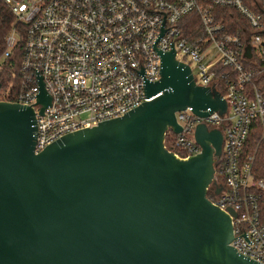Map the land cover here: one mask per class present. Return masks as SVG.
I'll return each instance as SVG.
<instances>
[{"label": "water", "instance_id": "water-1", "mask_svg": "<svg viewBox=\"0 0 264 264\" xmlns=\"http://www.w3.org/2000/svg\"><path fill=\"white\" fill-rule=\"evenodd\" d=\"M160 58L151 100L39 152L34 108L0 100V264H262L230 245L235 213L207 196L221 131L198 124L201 151L186 159L164 144L181 131L177 111L223 114L226 101L174 49ZM39 84L41 114L50 97Z\"/></svg>", "mask_w": 264, "mask_h": 264}, {"label": "built area", "instance_id": "built-area-1", "mask_svg": "<svg viewBox=\"0 0 264 264\" xmlns=\"http://www.w3.org/2000/svg\"><path fill=\"white\" fill-rule=\"evenodd\" d=\"M2 1L13 21L0 69L19 49L12 102L35 110V152L151 100L145 81L160 79V53L171 49L197 85L218 90L226 112L177 111L181 131L168 130L173 135L164 144L186 159L201 151L198 124L221 131L213 177L221 190L208 198L235 213L230 245L264 264V178L254 171L255 155L242 154L253 122L264 139V0ZM39 77L50 97L41 114Z\"/></svg>", "mask_w": 264, "mask_h": 264}, {"label": "trees", "instance_id": "trees-1", "mask_svg": "<svg viewBox=\"0 0 264 264\" xmlns=\"http://www.w3.org/2000/svg\"><path fill=\"white\" fill-rule=\"evenodd\" d=\"M12 21L13 15L8 6L0 0V58L5 49V37L10 30ZM19 59L20 50L18 49L9 59L3 61L6 66L0 69V100H15L16 86L14 83L17 80ZM172 135V133L166 134V144L169 142ZM242 154L245 156L250 154L255 155L254 171L257 177L264 178V139L261 137V132L256 122H253L251 125L243 146Z\"/></svg>", "mask_w": 264, "mask_h": 264}, {"label": "flooded vegetation", "instance_id": "flooded-vegetation-1", "mask_svg": "<svg viewBox=\"0 0 264 264\" xmlns=\"http://www.w3.org/2000/svg\"><path fill=\"white\" fill-rule=\"evenodd\" d=\"M217 185V183L214 181V180H212V182H210L209 183V185H208V187H207V196L208 197H212V194H217V188H218V186H216Z\"/></svg>", "mask_w": 264, "mask_h": 264}]
</instances>
